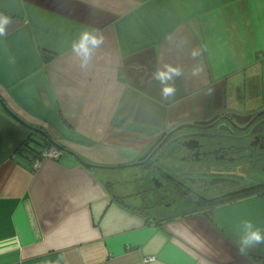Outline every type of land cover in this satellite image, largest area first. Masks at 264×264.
<instances>
[{"label":"crops","instance_id":"0c3cea01","mask_svg":"<svg viewBox=\"0 0 264 264\" xmlns=\"http://www.w3.org/2000/svg\"><path fill=\"white\" fill-rule=\"evenodd\" d=\"M5 19L0 264H264L242 243L264 190L203 200L177 185L198 177L133 166L181 125L264 111V0H0Z\"/></svg>","mask_w":264,"mask_h":264},{"label":"flooded vegetation","instance_id":"af4514ba","mask_svg":"<svg viewBox=\"0 0 264 264\" xmlns=\"http://www.w3.org/2000/svg\"><path fill=\"white\" fill-rule=\"evenodd\" d=\"M262 113L264 111L236 117L224 114L207 125L174 133L165 137L161 146L155 145L144 161L151 158L147 165L167 170L164 175L168 177L171 176V169H174L175 175L179 172L182 177L191 176L192 179L200 177L205 171H210L212 175L221 174L219 178L225 177L226 173L239 174V171L249 174L255 167L261 172L258 181L248 187H239L236 191L226 190L224 196L239 194L245 190L252 191L253 187L264 190V114L258 117ZM248 116L253 117L247 119ZM169 160L171 165L166 164ZM160 162L166 165L163 167ZM195 182L197 181L186 183L184 180H177V185L185 192ZM209 189L213 188L208 186L200 192V188L193 185L190 191L197 198L215 202L223 191L213 194V190Z\"/></svg>","mask_w":264,"mask_h":264},{"label":"clouds","instance_id":"9594fccd","mask_svg":"<svg viewBox=\"0 0 264 264\" xmlns=\"http://www.w3.org/2000/svg\"><path fill=\"white\" fill-rule=\"evenodd\" d=\"M4 23H7V20L0 21V35H3L4 33ZM103 42L102 37H98L96 35H89L84 34L79 44H73V50L77 52V54H80L84 57L83 63L87 62V59L89 57V48L87 45L90 43L93 47L99 46ZM197 53L193 52V56H195ZM199 69L194 70L193 75H196L198 73ZM182 73L180 69L178 68H172L171 66L167 67V71H160L156 74V78L159 79L162 83L167 84V81L172 78L173 75L180 76ZM175 88L174 86L167 85L163 89V95L165 98H168L171 95H174ZM245 228L248 231V235H246L242 243L244 246H249L253 243H261L264 242V236L261 235L259 230L252 231V225L250 222H245Z\"/></svg>","mask_w":264,"mask_h":264},{"label":"rangeland","instance_id":"374dc122","mask_svg":"<svg viewBox=\"0 0 264 264\" xmlns=\"http://www.w3.org/2000/svg\"><path fill=\"white\" fill-rule=\"evenodd\" d=\"M188 125H181V126H189ZM180 126V127H181ZM190 126H197V125H190ZM200 127V126H197ZM179 128V127H178ZM188 128L178 131V129L174 132H182L187 130ZM37 141V140H35ZM33 145L35 147H37V144ZM251 165V164H250ZM218 175V177H217ZM219 175L221 174H216L212 175V173H210V171L208 172H204L203 175H201L200 177H198L197 182L195 183L196 186H199L201 188L203 187H212L213 189H209L210 191L213 190V192H218V191H226L229 189H239V187L241 186H245V185H251L253 183H255L256 181H258L257 179L260 178L261 172L258 171L257 169H255V167H253L251 169V172H249V174H244L242 173V171H239V174L236 173V175H231L229 173L225 174V177L219 178Z\"/></svg>","mask_w":264,"mask_h":264},{"label":"water","instance_id":"95a60500","mask_svg":"<svg viewBox=\"0 0 264 264\" xmlns=\"http://www.w3.org/2000/svg\"><path fill=\"white\" fill-rule=\"evenodd\" d=\"M263 114H264V113L260 114L258 117H260V116L263 115ZM252 117H253V116H248L247 119H248V118H252ZM188 127H191V126H181V127L178 128V131L184 130V129L188 128ZM38 133H40V134L43 135V136L45 135L46 137L49 138V135H48L46 132L38 131ZM173 134H174V132L168 134L167 137H170V136H172ZM49 139H50V138H49ZM50 141H51V140H50ZM161 143H162V141H158L155 145L160 144V146H161ZM155 145L153 146V148H151V149L149 150V153L146 154V155L142 158V161H139V162L137 163V165H133V166H139V167H142L143 165H147V163H149V162L151 161V158H149V159H147V160H145V161H143V160L146 159V157H147L150 153H152V151H153ZM155 168L158 169V168H160V167H157V166H156ZM160 169H161V168H160Z\"/></svg>","mask_w":264,"mask_h":264},{"label":"built area","instance_id":"2783aa9c","mask_svg":"<svg viewBox=\"0 0 264 264\" xmlns=\"http://www.w3.org/2000/svg\"><path fill=\"white\" fill-rule=\"evenodd\" d=\"M46 151L43 154V156L50 158V159H57L59 157H61L62 152L60 151V149L58 148V146H50V147H46L45 148ZM38 166V164H37ZM155 258L151 257V258H147L146 259V263H151V262H155Z\"/></svg>","mask_w":264,"mask_h":264},{"label":"trees","instance_id":"16d2710c","mask_svg":"<svg viewBox=\"0 0 264 264\" xmlns=\"http://www.w3.org/2000/svg\"><path fill=\"white\" fill-rule=\"evenodd\" d=\"M176 134V133H175ZM51 140V139H50ZM48 145L47 146H45V147H50L51 146V144L50 143H47ZM57 147V146H56ZM252 189H259L258 187H253Z\"/></svg>","mask_w":264,"mask_h":264}]
</instances>
